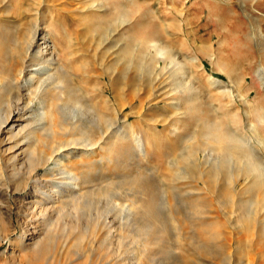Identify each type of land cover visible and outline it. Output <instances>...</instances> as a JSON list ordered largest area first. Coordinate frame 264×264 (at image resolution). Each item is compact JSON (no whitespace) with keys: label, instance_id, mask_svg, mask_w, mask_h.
<instances>
[{"label":"rangeland","instance_id":"obj_1","mask_svg":"<svg viewBox=\"0 0 264 264\" xmlns=\"http://www.w3.org/2000/svg\"><path fill=\"white\" fill-rule=\"evenodd\" d=\"M0 24L15 29L17 56H26L37 28L35 59L46 45L44 34L68 38L65 57L73 60L84 95L61 113L58 100H33L31 118L13 130L28 123L35 157L24 169L17 167L28 145L15 152L13 169L6 151L13 132L0 134L6 139L0 146V264L264 263V237L253 230L220 226L234 233L222 260L194 250L195 218L184 202L189 196L208 202L200 216L219 220L220 212L233 225L237 211L218 201L217 187L241 189L252 180L236 170L245 160L236 154L229 158L230 176L211 172L214 193L193 179L192 170L206 177L223 156L215 139L198 135L192 115L229 123L264 165V0H0ZM124 45L131 49L125 58L118 53ZM47 82L42 88L53 84ZM113 83L116 92L108 88ZM69 85H75L71 78ZM116 125L134 127L133 138L110 136ZM134 137L147 142L143 154ZM61 140L76 148L47 161ZM91 142L98 144L82 147ZM130 148L133 157L125 154ZM64 160L69 173L60 171ZM77 170L91 180L77 189L78 196L64 199L67 190L61 188L73 183L69 177ZM255 175L264 180V172ZM147 176L157 186L167 221L156 237L151 218L150 227L139 230L138 211L148 193L133 182ZM85 200H91L86 207ZM106 213L111 233L100 230Z\"/></svg>","mask_w":264,"mask_h":264},{"label":"bare ground","instance_id":"obj_2","mask_svg":"<svg viewBox=\"0 0 264 264\" xmlns=\"http://www.w3.org/2000/svg\"><path fill=\"white\" fill-rule=\"evenodd\" d=\"M120 6L122 7L123 4L121 3ZM121 11L123 12L122 14L125 15L123 8ZM9 26L10 25L6 26V25L0 24V86H1L0 88V134H3V132L6 129L13 132L12 138L7 137L8 140L6 141V144H8V146L6 147V151L11 152L10 153L11 155L9 154L10 160L8 164L12 166L13 169H16L15 165L18 163V157H19V151L17 153L15 152L18 149L20 150V148H22L24 145H28L20 150L23 153V161L20 164V166H18L17 168L21 170V169H24L26 166H29L35 157L33 155V152L29 148L30 147L29 146L30 145L29 144L30 132L28 129L29 128L28 123L23 124L21 128L16 129L15 131L13 130L14 128H16L17 126L16 123L19 120L23 121V120H28L31 118L30 117L31 115L28 113H30L29 110L32 107L33 100L36 98L41 103H44V104L49 99H54L56 101L58 100V102H55V105H57L56 107L60 109L59 112L61 113V111L65 109L66 105H68V102L70 103L71 101L77 102L78 100L83 99L84 95H82L81 92L78 91L79 88L77 86L79 82L78 80L79 76L77 75L78 74L77 71L74 70L73 72L71 70L74 68L73 60L70 59L71 61L69 62L68 58L70 57H65L66 52H67L66 51L67 42H69L68 38L58 37L57 32H54V31L50 32L49 36L44 34L43 38L45 39V41L43 43H45L46 45L44 47H40L39 51H37L39 53V57L38 59H35L36 55L32 56L31 51L33 50L32 48L35 44L37 35L41 32V29L39 30L38 28L37 29L35 28L36 30L34 31L32 35V39L29 42L26 56L25 55L17 56L16 55L17 53H15L17 50L16 43H19V42L17 41V38L15 36V32H14L15 29L11 28L12 26L11 27ZM63 30L65 31V29ZM262 43L264 44V42ZM130 50L131 49L129 48L128 45H124L120 48L118 53L121 54V56L125 58V56H127ZM34 65L36 66L38 65V67H33ZM70 78L72 79L73 84L75 83V85L73 86L69 85ZM47 81L53 84L46 85V87L44 86V88H42L43 87L42 85H44ZM108 88L112 92H116L117 90L116 83L109 85ZM24 91H27L28 94L24 93ZM26 95L28 97H26ZM43 113H45V115L47 114V112L44 110H43ZM27 115H30V116L28 117ZM189 121L193 124H196L199 127L198 132H197L198 135H205L207 137L215 139L218 142L219 151L221 155L223 156L222 160L220 161L218 165L216 166L213 165L211 171L208 170L209 172L206 174V177L205 176L202 177V175H198L197 170H192L193 175L191 176L193 177L194 180L195 179L197 180L199 178L202 179L206 184H208L207 186L209 190H211V192L214 193L215 191H214L213 185L210 183L212 182L211 172H213V174L214 173L215 174L218 173L220 175L222 174V177L223 175L228 176L230 174L229 169H228L230 167L229 158L233 154H236L245 159L244 162L242 161V163L237 164L236 170L242 173L243 175H247V176L252 175L250 177V179L252 178L251 182L244 185L241 189H238L237 185L230 188L229 187L230 185L228 186L223 183L219 184V186L217 187L215 197L218 199V201L220 202L223 198L224 199L222 200V202H224L223 205L228 207L229 212L235 213L237 211L236 213L237 217L233 225L231 221V216L229 217L228 215H226L227 216L226 218L223 217L224 219L223 218L220 219L222 217L220 215V212L217 213L219 215L218 216L219 220L208 221L206 220V218H204V216L202 215L200 216V214L203 213L204 207L208 206L209 204L208 202L206 203L201 202L198 200V198L196 197L193 198V196L192 197L189 196L188 200H185V201L183 200L186 203L188 209L190 208L189 213H193L194 216L192 217L195 218L193 220L195 224L193 225L195 227L194 229L195 230L194 250L200 251V252L202 251L205 254L206 253H213L214 255L217 254V256L219 255L221 258L223 252L226 251L228 246L229 247L231 246V243L234 240L233 238L234 233L232 231L229 232L228 230H225V231L220 230L219 228L220 226L224 225L225 227L226 225L230 228H233L232 230L234 231H237L240 229L241 232L247 231V230L249 232V230H253V231L259 232L264 237V180H260L259 176L255 175L257 171L264 172V165L262 164V161H259L262 159L261 158L259 159L260 156L258 157L256 152L252 149L253 148L252 146H251L252 148H249L238 141L239 139L236 136V133L238 130H236V128L234 130L231 129L232 127L228 126L229 123L227 124L224 121L222 123V122H218L217 120H216L217 122H215V118H214V121H210V119H208L206 115H202V114H198V115L196 114V115L190 116ZM134 134H135L134 127H131V126H121L120 127L119 125H116L114 129L112 130L110 136H114L118 139L126 140L131 136L133 138ZM1 138H0V146H2L4 141L6 140V139H1ZM27 139H29V141H27ZM134 140H135V144L138 147V149L142 151L143 146H145V143L147 142H143V140L141 141V139L139 138L136 139L135 137H134ZM64 142H65L64 140H61L59 142V146L56 147V149L52 150V155H50L47 161H49L55 155L65 150H74V148H76L75 146H72V145L70 146V144H65ZM98 142L86 143V144H83L85 146H82V147L89 148V145H90V148L92 149L96 147L95 145H97ZM149 147L150 148L152 147L151 142L150 144H148L147 148ZM43 152L44 151H42V153ZM261 152L264 153L263 151ZM125 154H128L130 157H133L135 155L132 152L131 148L126 150ZM142 154H143V151H142ZM74 156H75L74 152L69 153L68 160H70L71 158H74ZM255 157H257V159L259 160L255 161L256 160ZM68 160L66 161L64 160L61 162V163H64V167H62L60 170L61 172H65V173L70 172V169L67 166ZM72 173L73 172H71V174ZM73 174L74 175H70L69 177L72 179L73 183H71L70 185L68 183L69 186L67 185L64 187L62 186L61 188L62 190H67L65 194H62L64 199H67V200L69 198L71 199L75 198L77 195L76 194L77 189L82 187L83 184H86L91 180L86 177H83L82 174H80L78 170L75 171V173ZM257 180L261 181L260 183H258L260 184L259 185L260 187H255V186H258ZM133 183L138 184L148 193V197L144 198L142 202L141 210L138 211V214H139L138 221L140 222L139 230L141 231L145 230L149 226L147 219L151 218L153 219V223H154L152 227L153 228L152 234L153 236L156 237L162 232L166 231L165 223L167 222L165 221L166 218L162 213V210H161L162 207L160 208L159 206V202H158L159 196H158L157 186L154 183L153 178H151L150 176H147L146 178H142V179L135 178ZM39 188L41 190L40 192L43 193L44 191L41 185L39 186ZM92 189H94L93 186L92 188H89L87 191H92ZM57 194H58V191H57ZM55 199L56 198H54V200ZM90 203H91V200L89 203L85 200V202L81 204H84L86 207ZM107 217H109V213H106V217L104 221L101 223L102 225H100V230L105 231L104 229H106L107 231L111 233V229H110L111 224L110 222L107 221ZM92 218L94 219V215ZM198 220H199V223L197 224ZM245 220L248 223H245ZM25 240L26 238L22 237L21 241H25ZM260 244H262L261 246L264 247V239L263 241H261Z\"/></svg>","mask_w":264,"mask_h":264}]
</instances>
